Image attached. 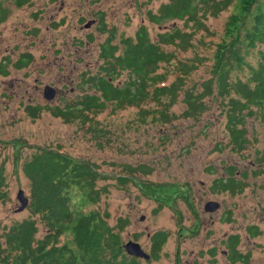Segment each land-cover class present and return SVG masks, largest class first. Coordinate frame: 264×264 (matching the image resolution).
I'll return each instance as SVG.
<instances>
[{
	"label": "rangeland",
	"instance_id": "374dc122",
	"mask_svg": "<svg viewBox=\"0 0 264 264\" xmlns=\"http://www.w3.org/2000/svg\"><path fill=\"white\" fill-rule=\"evenodd\" d=\"M163 1L26 0L21 6L16 0L2 2L6 16L0 22V60L11 57V61L6 65L9 74H0V164L8 176L10 198L0 202V232L31 215L29 208L18 210L17 195L23 189L30 197L24 164L41 151V145L70 153L73 162L82 158L103 171L106 178L96 183L100 199L93 203L87 188L74 186L69 191L71 207L101 210V215L108 213L105 218L111 224L123 217L128 222L122 231L124 244L136 241L150 253L149 259L138 257L140 264H264V164L257 161L264 153V117L257 107L245 117L251 144L244 151L232 150L228 115L215 94L205 95V110L198 118L181 116L185 109L181 95L170 109L176 117L163 125L137 124L132 119L135 111L127 116L123 114L128 111L108 114L104 120L110 131L101 141L104 145L78 121L67 123L52 113L53 108L91 92L83 74L96 72L102 61L100 45L109 35L100 31L102 23L115 29L116 42L134 36L141 24L156 39L162 29L149 21L147 11L156 10ZM226 18L225 13L207 21L216 31L214 39L224 36ZM167 25L183 27V21ZM257 49L264 50V45ZM195 53L211 55L201 46L183 56ZM23 55L31 58L19 68L15 62ZM257 59L254 51L250 60ZM245 72L239 74L245 77ZM209 75L210 67L203 66L195 80ZM125 78L123 74L117 82ZM48 84L57 89L55 99L43 95ZM30 104L42 107L37 116L29 113ZM128 165L151 170L134 171L138 175L120 184L117 175ZM229 177L236 180L233 189ZM210 201L219 206L209 210ZM159 230L168 235L160 246L163 252L151 258L153 235ZM233 236L237 251L231 247ZM63 241L74 254H81L73 232H67ZM235 255L243 258L234 262Z\"/></svg>",
	"mask_w": 264,
	"mask_h": 264
},
{
	"label": "trees",
	"instance_id": "16d2710c",
	"mask_svg": "<svg viewBox=\"0 0 264 264\" xmlns=\"http://www.w3.org/2000/svg\"><path fill=\"white\" fill-rule=\"evenodd\" d=\"M25 1L16 0V3L21 6ZM225 13L224 36L214 39L216 31L207 21ZM5 16L0 0V22ZM147 18L162 29L156 39L151 37L148 26L141 24L134 36H123L116 42L115 29L102 23L100 31L109 32L100 45L102 61L96 72L83 74L91 92L82 94L64 109L53 108L52 113L67 123L78 121L85 132L100 141L99 145H104L101 141L108 138L110 131L104 120L108 114L128 111L123 114L127 116L135 111L132 119L137 124L163 125L176 117L170 109L181 95L185 103L181 116L193 118L200 117L205 110V95H216L228 115L232 150L248 149L251 143L245 117L255 113L254 107L264 117V50L257 49L264 45V0H166L156 10L147 11ZM180 20L183 27L167 25ZM201 46L211 55L183 56L184 52ZM254 51L256 62L250 60ZM30 58L23 55L17 67L27 65ZM203 66L210 67V75L195 80ZM0 67V72H5V66ZM239 72H245V77ZM123 74L126 78L117 82ZM41 109L30 106L29 113L37 116ZM44 147L38 145L41 151L24 164L31 182L26 207L31 215L0 232V264H140L141 258L130 256L125 250L122 231L128 222L123 217L111 224L105 218L108 213L103 216L101 210L86 212L71 207L69 191L74 186L87 188L91 202L100 199L101 190L96 183L98 178H106L103 171L82 158L73 162L70 153ZM58 147L63 148L61 144ZM257 161L264 164V153ZM231 168L233 172L235 166ZM150 170L145 165H128L117 179L125 184L138 175L134 171L146 174ZM7 177L0 164V202L10 198ZM227 181L233 189L236 180L229 177ZM69 231L73 232L80 255L74 254L63 241ZM166 235L164 230L154 233L151 258L163 252L160 246ZM230 243L236 250L238 241L234 236ZM242 258L235 255L233 261Z\"/></svg>",
	"mask_w": 264,
	"mask_h": 264
},
{
	"label": "water",
	"instance_id": "95a60500",
	"mask_svg": "<svg viewBox=\"0 0 264 264\" xmlns=\"http://www.w3.org/2000/svg\"><path fill=\"white\" fill-rule=\"evenodd\" d=\"M92 24V21L88 22L86 24L87 27H90ZM45 97L48 99H52L55 97V88L53 86L47 85L45 87ZM18 200L21 202V206L18 208L19 211L25 209L28 205H29V201L30 199L25 195L24 190L20 189L18 195H17ZM209 208V210H213L216 207L219 206V203L216 201H210L207 205ZM125 248L127 250V252L130 255L136 256V257H145L146 259L150 258V254L149 252H147L140 243L136 242V241H128L125 244Z\"/></svg>",
	"mask_w": 264,
	"mask_h": 264
},
{
	"label": "flooded vegetation",
	"instance_id": "af4514ba",
	"mask_svg": "<svg viewBox=\"0 0 264 264\" xmlns=\"http://www.w3.org/2000/svg\"><path fill=\"white\" fill-rule=\"evenodd\" d=\"M4 0H2V2H3ZM2 7H3V5H2ZM4 8V7H3ZM11 61V57H5L4 59H2V60H0V66H5V72H0V74L1 75H3V76H7L8 74H9V70L7 69V64H9L10 63V61ZM17 62H15V64H16ZM1 68V67H0ZM48 85H50L51 86V84H48ZM47 86V85H46ZM45 86V87H46ZM44 91H45V88H44ZM43 95L45 96V92H43ZM56 95H57V89H55V97L54 98H52V99H55L56 98ZM46 98V97H45ZM48 99V98H47ZM52 99H48V100H52ZM73 101V100H72ZM29 103V102H28ZM69 103H71V101L70 102H67L66 104H64L63 106H60V107H57V108H61V109H64L65 108V106L67 105V104H69ZM31 106V104L29 105V107ZM36 106H38V105H36ZM35 106H31V108H34ZM235 238H236V236H234Z\"/></svg>",
	"mask_w": 264,
	"mask_h": 264
}]
</instances>
